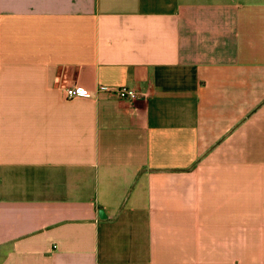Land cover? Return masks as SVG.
<instances>
[{"label":"crops","instance_id":"0c3cea01","mask_svg":"<svg viewBox=\"0 0 264 264\" xmlns=\"http://www.w3.org/2000/svg\"><path fill=\"white\" fill-rule=\"evenodd\" d=\"M0 264H264V0H0Z\"/></svg>","mask_w":264,"mask_h":264},{"label":"built area","instance_id":"2783aa9c","mask_svg":"<svg viewBox=\"0 0 264 264\" xmlns=\"http://www.w3.org/2000/svg\"><path fill=\"white\" fill-rule=\"evenodd\" d=\"M98 91L117 94L121 98L129 99H136L139 96V93L135 89L129 88L128 86H110L101 84L98 87ZM88 93V89L84 86H71L65 90V94L68 98L87 97L89 96Z\"/></svg>","mask_w":264,"mask_h":264}]
</instances>
